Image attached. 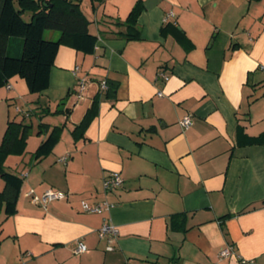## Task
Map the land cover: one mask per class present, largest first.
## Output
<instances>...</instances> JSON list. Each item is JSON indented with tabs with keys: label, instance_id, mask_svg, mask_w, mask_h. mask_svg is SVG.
Returning a JSON list of instances; mask_svg holds the SVG:
<instances>
[{
	"label": "crops",
	"instance_id": "obj_1",
	"mask_svg": "<svg viewBox=\"0 0 264 264\" xmlns=\"http://www.w3.org/2000/svg\"><path fill=\"white\" fill-rule=\"evenodd\" d=\"M80 4L95 52L62 44L41 93L19 76L0 88V145L9 120L31 125L25 152L5 162L24 181L16 213L0 204V264H264V0ZM138 4L140 37L128 39ZM54 126L58 143L34 160ZM111 172L124 182L105 190ZM50 188L67 198L32 202ZM82 200L113 206L88 213ZM105 218L119 230L113 250L99 235Z\"/></svg>",
	"mask_w": 264,
	"mask_h": 264
},
{
	"label": "trees",
	"instance_id": "obj_2",
	"mask_svg": "<svg viewBox=\"0 0 264 264\" xmlns=\"http://www.w3.org/2000/svg\"><path fill=\"white\" fill-rule=\"evenodd\" d=\"M142 6L136 5L125 22L127 38L137 39V19ZM30 13V20L24 18ZM89 20L81 9L80 0H0V88L19 76L31 93H41L50 85V72L59 47L68 44L86 54L94 53L98 35L90 32ZM47 30L60 32L57 39H47ZM21 40V51L10 50L13 40ZM13 52V53H12ZM15 52V53H14ZM84 120L75 131L82 130ZM46 124H40L38 133ZM61 126H54L34 153V160L50 154L58 143ZM31 125L11 119L0 145V176L5 186L0 192V204L11 216L17 211V203L24 178L16 171L8 170L5 162L10 155L25 152ZM247 264V262H243Z\"/></svg>",
	"mask_w": 264,
	"mask_h": 264
},
{
	"label": "built area",
	"instance_id": "obj_3",
	"mask_svg": "<svg viewBox=\"0 0 264 264\" xmlns=\"http://www.w3.org/2000/svg\"><path fill=\"white\" fill-rule=\"evenodd\" d=\"M79 66L75 67V70H78ZM158 76L163 77L164 79H168V76L165 74V72L160 71ZM87 80L85 78H79L77 82L76 89L74 90V95L78 100L83 99L85 95V90L87 89ZM10 87V86H8ZM101 88L106 89L107 88V82L105 80L101 83ZM162 95V93H160ZM16 110L20 111V108L16 106ZM180 125L183 128H188L192 125V116L191 115H185L180 120ZM61 161H66V157H62L60 159ZM124 182V179L120 172H111L103 182L105 190H112L116 189L122 186ZM29 195L32 198V202L36 204H42L46 206V204L50 201L56 200V199H64L67 198V194L65 192L54 190L52 188L46 190L42 195H37L32 190L30 191ZM82 210L88 213H103L105 211H109L113 204L109 202L108 200H103L96 204H90L86 200L81 201ZM99 235L101 237H106L108 240L107 244V250H113L114 249V241L116 240L117 236L119 235V230L116 225H114L112 222H110L107 218L104 219V222L102 226L99 228ZM86 250L85 244L82 242H79L77 245V248L75 249L76 253H82ZM233 253L232 247L228 246L221 250L220 256L221 257H228Z\"/></svg>",
	"mask_w": 264,
	"mask_h": 264
},
{
	"label": "rangeland",
	"instance_id": "obj_4",
	"mask_svg": "<svg viewBox=\"0 0 264 264\" xmlns=\"http://www.w3.org/2000/svg\"><path fill=\"white\" fill-rule=\"evenodd\" d=\"M30 15H31L30 13H26V14L24 15V18H25L27 21H29V20H30V17H31ZM49 32L53 34V33H55V30H47L46 33H45V37H46L47 39H54V38H52V37H54V36H51ZM22 80H24V79H22ZM23 82H25V81H23ZM28 93H29V91H28ZM30 94H33V93H30ZM11 105H12V108H13V109L16 108V106H15V105H16L15 102H13ZM21 114H22V113H18V114H16V115L20 116ZM21 117H22V116H21ZM22 118H23V117H22ZM28 120H29V118H28ZM28 120H27V121H28ZM34 121H35V120H34ZM34 136H35V135H34ZM30 149L32 150V148L29 147V151H30V152H29L28 155L26 156V159L30 156V153H31V150H30ZM26 159H25V160H26ZM9 160H15V159H9ZM7 168H8V167H7ZM9 169H10V168H9ZM14 171H15V170H14ZM16 172H18V171L16 170Z\"/></svg>",
	"mask_w": 264,
	"mask_h": 264
}]
</instances>
